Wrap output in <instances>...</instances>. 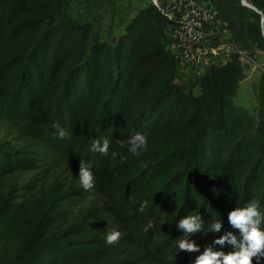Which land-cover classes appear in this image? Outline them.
Instances as JSON below:
<instances>
[{"label": "trees", "instance_id": "trees-1", "mask_svg": "<svg viewBox=\"0 0 264 264\" xmlns=\"http://www.w3.org/2000/svg\"><path fill=\"white\" fill-rule=\"evenodd\" d=\"M230 1L242 16L250 11L247 31L264 52V0H244L250 8ZM68 3L0 0V56L28 39L12 59L10 85L0 80V120L29 141L0 145V179L37 171L48 152L78 173L85 162L99 202L70 218L67 206L84 190L54 182L25 218L17 200L27 185L0 189V264H172L174 256L175 264H194L205 245L233 251L213 244L238 234L229 212L254 199L264 204V73L248 128L231 101L243 77L238 53L208 66L191 95L176 83L177 57L167 51L175 19L149 5L113 47L96 38L89 46L91 24L70 17ZM57 124L70 139L55 135ZM136 131L148 137L140 156L120 143ZM104 139L108 155L91 148ZM196 213L203 227L188 239L200 252L179 251L178 222ZM214 219L222 221L219 233L207 230ZM113 230L121 236L108 245Z\"/></svg>", "mask_w": 264, "mask_h": 264}, {"label": "rangeland", "instance_id": "rangeland-1", "mask_svg": "<svg viewBox=\"0 0 264 264\" xmlns=\"http://www.w3.org/2000/svg\"><path fill=\"white\" fill-rule=\"evenodd\" d=\"M149 5L163 10L165 15L175 19L176 22L191 17L193 9L210 11L214 15V22L201 30L202 38L198 46L204 47L206 52L196 57L194 62L184 63L177 68L176 83L185 93L197 95L195 79L202 75L212 63L221 65L227 60V54L223 53L221 59L215 61L212 49L215 46L221 47L225 37H229L234 49L242 55L243 68V77L239 80L231 101L246 126L252 127L256 123L259 113L258 84L261 74L264 73V52L256 50V41L247 31L249 23L253 21L248 9L242 16L230 0H69L66 12L77 22L91 24L88 34L89 46L96 38L113 47L125 32L130 20ZM244 6L250 8L247 3ZM205 35L207 38H203ZM27 41L26 38L15 42L1 54L0 80L3 84L10 85L12 78L16 75L12 59L21 51ZM169 43L168 53L178 55L179 51L171 46V41ZM28 144L29 141L23 138L17 128L0 120V145ZM41 160L40 168L37 171L14 174L11 177L0 179V189H5L8 185L16 183L27 185L24 198L17 200L19 216L28 218L32 213L34 200L44 195L47 188L54 182L65 188L73 184L84 190L83 197L73 199L68 204L70 218H73L78 210H84L99 202L93 188L84 189L78 179L79 173L70 168L63 160L48 152L41 155Z\"/></svg>", "mask_w": 264, "mask_h": 264}, {"label": "clouds", "instance_id": "clouds-1", "mask_svg": "<svg viewBox=\"0 0 264 264\" xmlns=\"http://www.w3.org/2000/svg\"><path fill=\"white\" fill-rule=\"evenodd\" d=\"M56 133L61 139H70V134L66 128H61L59 124L55 125ZM127 152L140 156L148 149V137L144 132H134L126 141H120ZM110 141L104 139L93 141L91 148L103 155L109 154ZM118 155L117 152H111L112 158ZM79 182L84 189L94 187L95 177L91 168L83 161H80ZM145 204L148 202L145 201ZM230 225L238 229L239 232H228L213 240V244L224 246L226 243L232 245L233 251L225 253L223 250H213L211 246L205 245L204 250L200 252V246L194 241L188 239L189 234L199 232L203 227V220L196 214H189L178 222V229L183 235L177 242L179 251L200 252L196 257L194 264H264V204L258 199L248 201L242 207L233 208L228 214ZM222 228V221L214 219L208 226V231L219 233ZM119 231H110L105 236V242L113 245L120 239ZM172 264H175V256L170 258Z\"/></svg>", "mask_w": 264, "mask_h": 264}, {"label": "built area", "instance_id": "built-area-1", "mask_svg": "<svg viewBox=\"0 0 264 264\" xmlns=\"http://www.w3.org/2000/svg\"><path fill=\"white\" fill-rule=\"evenodd\" d=\"M214 20L215 17L210 11L193 9L191 17L176 23L170 35H168V39L171 41V46H174L179 51V54L176 55L178 61L177 68L184 63L194 62L196 57L206 52V50L203 49L204 47L198 46L202 38L201 30L205 26H209L213 23ZM203 38H207V36L205 35ZM212 50H214L213 58L215 61L221 59L223 53L227 54L228 59V56L232 52L238 53L242 60L241 53L234 49L233 43L229 37H225L221 47L215 46ZM180 52L182 53L181 55ZM198 62L200 63L201 61Z\"/></svg>", "mask_w": 264, "mask_h": 264}, {"label": "water", "instance_id": "water-1", "mask_svg": "<svg viewBox=\"0 0 264 264\" xmlns=\"http://www.w3.org/2000/svg\"><path fill=\"white\" fill-rule=\"evenodd\" d=\"M243 3H244V5L246 4L244 0H243Z\"/></svg>", "mask_w": 264, "mask_h": 264}]
</instances>
